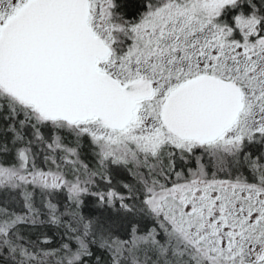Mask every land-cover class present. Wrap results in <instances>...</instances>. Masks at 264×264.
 I'll return each instance as SVG.
<instances>
[{
  "label": "snow or ice",
  "instance_id": "obj_1",
  "mask_svg": "<svg viewBox=\"0 0 264 264\" xmlns=\"http://www.w3.org/2000/svg\"><path fill=\"white\" fill-rule=\"evenodd\" d=\"M0 264H264V0H0Z\"/></svg>",
  "mask_w": 264,
  "mask_h": 264
}]
</instances>
